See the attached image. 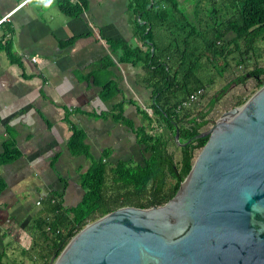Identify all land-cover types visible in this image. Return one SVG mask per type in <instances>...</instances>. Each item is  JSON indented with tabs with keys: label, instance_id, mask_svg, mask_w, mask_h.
Masks as SVG:
<instances>
[{
	"label": "crops",
	"instance_id": "0c3cea01",
	"mask_svg": "<svg viewBox=\"0 0 264 264\" xmlns=\"http://www.w3.org/2000/svg\"><path fill=\"white\" fill-rule=\"evenodd\" d=\"M61 1L0 0V157L7 141L20 154L0 162L5 262L14 246L31 255L40 224L50 231L57 215L81 204L82 176L94 160L105 157L109 168L142 164L149 153L137 143L141 127L155 140L171 138L151 109L144 70L121 61L117 43H136L128 0H87L86 7L70 0L81 7L77 17L64 14ZM107 81L115 84L108 100ZM118 104L127 122L116 119ZM75 128L84 131L89 156L72 155ZM38 243L47 244L43 235Z\"/></svg>",
	"mask_w": 264,
	"mask_h": 264
},
{
	"label": "trees",
	"instance_id": "16d2710c",
	"mask_svg": "<svg viewBox=\"0 0 264 264\" xmlns=\"http://www.w3.org/2000/svg\"><path fill=\"white\" fill-rule=\"evenodd\" d=\"M80 2L87 6V0ZM128 7L135 16L136 43H117L123 52L121 61L144 70V84L151 88V109L162 119L171 138L155 140L141 127L136 131L137 143L149 153L142 164L121 162L109 168L105 157L94 160L82 176L87 192L81 204L57 215L48 224L50 231L45 222L40 224L47 244L38 243L41 235L33 240L39 264H49L51 257L59 256L87 224L102 216L125 206H162L177 194L197 152L208 140L196 136L209 125L208 114L218 98H211L207 110H197L206 92L197 104L179 107L198 89L211 88L216 74L231 77L223 91L232 83L240 85L249 79L255 80L257 89L264 85V66L258 63L264 43V0H128ZM60 9L71 17L82 13L80 5L70 0H62ZM104 86L105 99L113 98L115 84L107 81ZM247 100L240 96L236 106ZM114 111L117 120L127 122L122 105H116ZM177 131L184 145L175 142ZM68 146L73 156H89L82 129H74ZM170 146L179 150L178 157ZM19 155L14 142L7 141L0 162H12ZM4 187L0 182V193ZM24 254L33 258L27 251ZM6 256L5 252L0 255V264H7Z\"/></svg>",
	"mask_w": 264,
	"mask_h": 264
},
{
	"label": "water",
	"instance_id": "95a60500",
	"mask_svg": "<svg viewBox=\"0 0 264 264\" xmlns=\"http://www.w3.org/2000/svg\"><path fill=\"white\" fill-rule=\"evenodd\" d=\"M203 137L171 200L102 216L49 264H264V85Z\"/></svg>",
	"mask_w": 264,
	"mask_h": 264
},
{
	"label": "rangeland",
	"instance_id": "374dc122",
	"mask_svg": "<svg viewBox=\"0 0 264 264\" xmlns=\"http://www.w3.org/2000/svg\"><path fill=\"white\" fill-rule=\"evenodd\" d=\"M187 7L188 9L191 8L190 5H188ZM260 47H261V52H260L261 58L259 59L258 63L259 65L264 66V43H262ZM213 72L216 74L214 70ZM215 76L216 79L214 85L211 88L207 89V91H205L206 95L202 99L201 104L197 107L198 108L197 110H201V109L207 110L211 98L213 97L218 98L213 109L208 114L210 123L204 129V131L209 129L213 124H215V122L220 120L225 112L229 111L232 108L239 107L236 106V104L240 96L247 97L249 99L256 91H258L254 79H249L244 84H240V85H237L236 83H232L225 91H223L225 86L231 81V77L229 75H226V78H221L220 76H217V74ZM170 151L174 152V154L178 157L179 155L178 149L170 146ZM198 153L199 152H197V155ZM10 247L11 246L7 248ZM13 249L14 250L10 251L9 253L11 260H9V262H6L7 264H39V262L35 260L38 255V249H35L31 254L33 258H30L27 255H22V253L24 252L22 249L18 248V246H14Z\"/></svg>",
	"mask_w": 264,
	"mask_h": 264
},
{
	"label": "built area",
	"instance_id": "2783aa9c",
	"mask_svg": "<svg viewBox=\"0 0 264 264\" xmlns=\"http://www.w3.org/2000/svg\"><path fill=\"white\" fill-rule=\"evenodd\" d=\"M6 20V17L0 21V23L2 21ZM34 62L36 61L35 58L32 59ZM205 91L203 88L201 89H198L195 93H193L192 95H190V97L188 98L187 101H185L184 103H182V105L179 107V108H182V107H190L192 106L193 104H197V102L200 101L201 97L204 95Z\"/></svg>",
	"mask_w": 264,
	"mask_h": 264
},
{
	"label": "clouds",
	"instance_id": "9594fccd",
	"mask_svg": "<svg viewBox=\"0 0 264 264\" xmlns=\"http://www.w3.org/2000/svg\"><path fill=\"white\" fill-rule=\"evenodd\" d=\"M47 2H48V3H51V2H52V0H47Z\"/></svg>",
	"mask_w": 264,
	"mask_h": 264
}]
</instances>
